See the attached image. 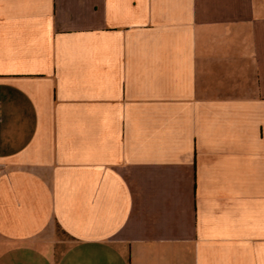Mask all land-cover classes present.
Masks as SVG:
<instances>
[{
    "label": "crops",
    "instance_id": "1",
    "mask_svg": "<svg viewBox=\"0 0 264 264\" xmlns=\"http://www.w3.org/2000/svg\"><path fill=\"white\" fill-rule=\"evenodd\" d=\"M0 264H264V0H0Z\"/></svg>",
    "mask_w": 264,
    "mask_h": 264
}]
</instances>
